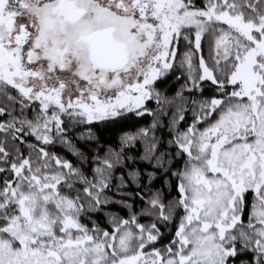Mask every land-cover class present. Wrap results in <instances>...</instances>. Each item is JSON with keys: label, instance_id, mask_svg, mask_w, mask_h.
<instances>
[{"label": "snow or ice", "instance_id": "1", "mask_svg": "<svg viewBox=\"0 0 264 264\" xmlns=\"http://www.w3.org/2000/svg\"><path fill=\"white\" fill-rule=\"evenodd\" d=\"M0 264H264V0H0Z\"/></svg>", "mask_w": 264, "mask_h": 264}]
</instances>
